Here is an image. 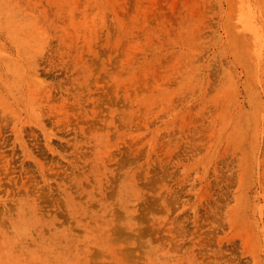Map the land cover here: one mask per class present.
<instances>
[{
    "label": "rangeland",
    "instance_id": "1",
    "mask_svg": "<svg viewBox=\"0 0 264 264\" xmlns=\"http://www.w3.org/2000/svg\"><path fill=\"white\" fill-rule=\"evenodd\" d=\"M0 264H264V0H0Z\"/></svg>",
    "mask_w": 264,
    "mask_h": 264
}]
</instances>
